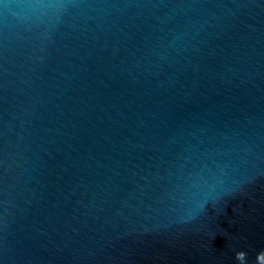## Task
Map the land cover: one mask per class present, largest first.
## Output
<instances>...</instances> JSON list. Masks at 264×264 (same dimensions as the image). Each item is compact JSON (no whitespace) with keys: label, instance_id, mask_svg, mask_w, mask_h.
Here are the masks:
<instances>
[{"label":"water","instance_id":"1","mask_svg":"<svg viewBox=\"0 0 264 264\" xmlns=\"http://www.w3.org/2000/svg\"><path fill=\"white\" fill-rule=\"evenodd\" d=\"M0 264H264V0H0Z\"/></svg>","mask_w":264,"mask_h":264}]
</instances>
